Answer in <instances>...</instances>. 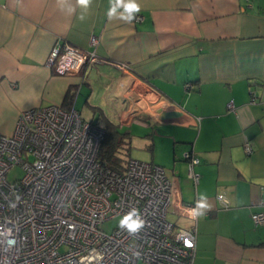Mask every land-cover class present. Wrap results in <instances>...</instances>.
I'll return each mask as SVG.
<instances>
[{
	"label": "crops",
	"instance_id": "obj_1",
	"mask_svg": "<svg viewBox=\"0 0 264 264\" xmlns=\"http://www.w3.org/2000/svg\"><path fill=\"white\" fill-rule=\"evenodd\" d=\"M69 2L71 14L57 0H0V132L11 133L21 111L49 104L114 123L128 157L175 175L184 202L207 195L194 264H264V224L251 218L264 211V0H137L141 19L131 24L108 19L109 0H92L83 21ZM58 41L98 60L57 74L46 61ZM185 151L200 159L196 185Z\"/></svg>",
	"mask_w": 264,
	"mask_h": 264
},
{
	"label": "built area",
	"instance_id": "obj_2",
	"mask_svg": "<svg viewBox=\"0 0 264 264\" xmlns=\"http://www.w3.org/2000/svg\"><path fill=\"white\" fill-rule=\"evenodd\" d=\"M96 40L90 37L92 45ZM97 60L91 50L58 41L46 62L57 74H76ZM103 136L101 126L59 104L25 109L11 133L0 132V264H194L196 218L188 210L195 204L177 195V177L132 157L122 170L108 166L97 158ZM243 149L249 153L252 147L246 141ZM183 158L196 185L200 159L191 151ZM14 165L23 175L8 181ZM217 199L229 206L223 194ZM132 208L145 220L137 235L119 222L109 232L102 228ZM251 218L264 224V211Z\"/></svg>",
	"mask_w": 264,
	"mask_h": 264
},
{
	"label": "clouds",
	"instance_id": "obj_3",
	"mask_svg": "<svg viewBox=\"0 0 264 264\" xmlns=\"http://www.w3.org/2000/svg\"><path fill=\"white\" fill-rule=\"evenodd\" d=\"M92 0H76V5L81 8V13L78 16L80 21L86 18V13L90 7ZM57 4L61 10H64V5H68L69 14L75 12V8L70 4L69 0H57ZM110 7L107 11V17L109 20L118 18L125 23L131 24L135 19V14L139 13L141 8L137 0H109ZM122 9V10H121ZM221 200L223 196L219 197ZM211 210V205L208 203V197L206 194L198 193L195 207L188 210L189 215L195 219L203 216L207 211ZM119 227L122 230H126L129 235H137L144 227L145 220L142 218L140 211L136 208L130 209L119 221ZM189 246H191L189 242ZM133 255H139L138 252H133Z\"/></svg>",
	"mask_w": 264,
	"mask_h": 264
},
{
	"label": "trees",
	"instance_id": "obj_4",
	"mask_svg": "<svg viewBox=\"0 0 264 264\" xmlns=\"http://www.w3.org/2000/svg\"><path fill=\"white\" fill-rule=\"evenodd\" d=\"M71 99L72 96L67 94L66 101L69 102ZM65 108L67 107L65 106ZM102 128L104 129V136L100 142L97 158L112 168L122 170L128 158V156L125 155L126 153H122L121 150V147L124 145L126 146L128 143L125 139V135L111 122L106 123ZM125 152L127 151L125 150Z\"/></svg>",
	"mask_w": 264,
	"mask_h": 264
},
{
	"label": "rangeland",
	"instance_id": "obj_5",
	"mask_svg": "<svg viewBox=\"0 0 264 264\" xmlns=\"http://www.w3.org/2000/svg\"><path fill=\"white\" fill-rule=\"evenodd\" d=\"M83 98H84L83 96H79V98L77 100V104H76L78 108L82 107V105H83ZM98 98H99L98 94H95V96H94V99L95 100L92 98V101L90 103L97 104V101L96 100H98ZM92 109L93 108H89V106H86L83 109V111H82L83 112L82 115L85 116L86 118H89L91 116V114H93L92 111H91ZM86 120H89V119H86ZM90 121L93 122V123H95V124L97 123L96 120H94V121L93 120H90ZM99 122H101V121H99ZM98 124L100 125V123H98ZM129 149H131V153H130L131 156L137 157V158H142L140 156L138 157V156L135 155L137 152L140 153V151H138L137 148H135V147L132 148V147L129 146ZM121 150H122V153L124 152V153H126L125 155L128 156L129 155V153H128L129 152V150H128V143L126 144V146L124 145L123 147H121ZM125 150L127 152H125ZM145 152H146V150H145ZM22 175H23V170L21 169V167L19 165H14L7 172V180L8 181H13V180L19 179ZM118 222H119V218H117V217L116 218H113V219H110V220H107V221H105L102 224V228L105 231L109 232V231L112 230V228Z\"/></svg>",
	"mask_w": 264,
	"mask_h": 264
}]
</instances>
